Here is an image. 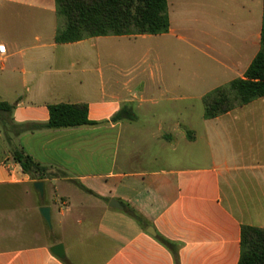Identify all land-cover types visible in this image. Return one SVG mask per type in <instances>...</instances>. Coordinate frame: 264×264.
<instances>
[{
  "label": "crops",
  "instance_id": "obj_1",
  "mask_svg": "<svg viewBox=\"0 0 264 264\" xmlns=\"http://www.w3.org/2000/svg\"><path fill=\"white\" fill-rule=\"evenodd\" d=\"M166 3L164 33L57 43L55 0H0V264H237L241 227L264 229V96L210 119L202 105L257 54L263 0ZM100 39L135 41L119 72L136 84L89 65ZM60 102L95 123L45 127ZM122 107L135 119L113 120ZM15 148L46 175L23 172Z\"/></svg>",
  "mask_w": 264,
  "mask_h": 264
},
{
  "label": "trees",
  "instance_id": "obj_2",
  "mask_svg": "<svg viewBox=\"0 0 264 264\" xmlns=\"http://www.w3.org/2000/svg\"><path fill=\"white\" fill-rule=\"evenodd\" d=\"M55 42H75L94 36L160 34L169 28L166 0H55ZM264 96V0L260 46L244 76L220 85L202 96L203 117L214 118ZM0 108L10 106L0 102ZM47 128H67L94 124L87 115L85 103H53L48 105ZM135 119V114L122 107L112 117ZM12 158L32 179L45 173V168L29 155L15 148ZM125 211L141 221L130 207ZM237 264H264V229L242 226L240 256Z\"/></svg>",
  "mask_w": 264,
  "mask_h": 264
},
{
  "label": "rangeland",
  "instance_id": "obj_3",
  "mask_svg": "<svg viewBox=\"0 0 264 264\" xmlns=\"http://www.w3.org/2000/svg\"><path fill=\"white\" fill-rule=\"evenodd\" d=\"M55 21H57V19ZM134 42L133 39H107L105 41L100 39L99 41H96L95 47L93 48L95 50L94 58L90 57L89 65L99 68L103 77L105 79L107 77L112 78L114 83H119L120 81L127 79V77H132L131 83L136 84L141 77H136L135 72L124 78L122 77L121 72H119L120 70L122 71L132 67L136 64V61L139 60V54L134 48H130V45H133ZM69 48L75 49L77 47L71 46ZM14 60H16V58ZM12 62L14 63V61ZM6 65L9 64L7 63ZM179 123L181 125H194L195 121L192 122L187 120ZM66 231H68L67 227L64 229V232Z\"/></svg>",
  "mask_w": 264,
  "mask_h": 264
},
{
  "label": "water",
  "instance_id": "obj_4",
  "mask_svg": "<svg viewBox=\"0 0 264 264\" xmlns=\"http://www.w3.org/2000/svg\"><path fill=\"white\" fill-rule=\"evenodd\" d=\"M34 189L39 193L40 196L43 195V181L37 180L33 181L32 183ZM110 206L112 207H118L121 208V204L117 202L116 200H111ZM39 213L42 216L43 220L46 222V224L51 227V220H50V209L47 206H41L39 208ZM51 252L55 254L59 258H64L65 257V252L63 248V244L57 243L51 247Z\"/></svg>",
  "mask_w": 264,
  "mask_h": 264
},
{
  "label": "built area",
  "instance_id": "obj_5",
  "mask_svg": "<svg viewBox=\"0 0 264 264\" xmlns=\"http://www.w3.org/2000/svg\"><path fill=\"white\" fill-rule=\"evenodd\" d=\"M5 54V47L4 45H0V57Z\"/></svg>",
  "mask_w": 264,
  "mask_h": 264
}]
</instances>
